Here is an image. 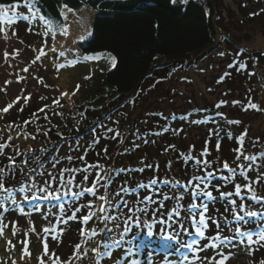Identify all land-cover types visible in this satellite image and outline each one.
Returning a JSON list of instances; mask_svg holds the SVG:
<instances>
[{
	"label": "snow or ice",
	"instance_id": "6c2138e0",
	"mask_svg": "<svg viewBox=\"0 0 264 264\" xmlns=\"http://www.w3.org/2000/svg\"><path fill=\"white\" fill-rule=\"evenodd\" d=\"M40 2L41 0H23L24 6L31 13V20L38 19L42 23L43 35L48 36L51 33L55 38V33L52 31L53 21L41 14L38 7ZM172 2L176 3V0ZM180 2L188 3V0H180ZM19 6L10 4L5 7L0 4V17H8L9 12H15ZM22 19L29 21L28 31L31 33L33 28L29 16H23ZM6 23L11 25L14 21L8 19ZM0 34H4L5 39L8 38L6 29L2 26H0ZM12 35L15 36L16 33L13 32ZM40 51L43 53V48ZM8 55L5 53L6 59ZM40 58V55H37L33 63L39 61ZM85 59L88 58L85 57ZM112 65L115 66L114 57ZM244 67L245 65L241 64V68ZM23 71L27 72L28 68H24ZM88 78L85 77V79ZM79 88L80 85H77L71 95L74 96ZM62 95L67 96L68 94L62 93ZM28 100L30 97H24L25 103ZM19 101L18 97L17 103ZM233 103L237 104L239 101ZM61 106L60 99L55 98L51 106L46 105L33 112L30 119L19 124L11 122L6 124L4 129H0V133L4 130H8L9 133L7 138L0 135V157L7 160V164L0 166V238L4 236L9 226H11L13 237L20 231L18 221L5 222V216L9 211L18 212L29 218L30 227L25 231V239L20 241L24 246L21 261L25 257L31 258V253L28 251V235L36 232L31 220L33 213H39L45 220L53 217L58 225L65 226L59 231L56 225L42 229L43 236L50 240L42 241L43 252L38 257V264H45L43 257H48L51 264H61L60 257L55 251L49 254V243H59L63 232L68 229V221L78 219L77 213L80 214L79 220L83 225L87 226L91 221L95 226L82 227L79 230L82 242L75 245L72 255L64 264H74L84 259L88 251L81 252V248L85 247L89 241L96 242V246L90 249L94 264H105V261L112 259L114 251L119 250H122L123 255L118 257L114 264H154L150 252L160 254L161 258L166 261L170 255H175L181 264H197V262L198 264H226L230 256L218 249L230 250L234 246V241L236 244L246 245L249 255L256 250L254 246L264 247V171H256L259 167L256 165L259 157L244 152L246 130L236 138L240 147L233 149L236 152L235 160L239 162L235 167H231L228 162L224 161L213 169V164H218L219 157L209 161L206 158L193 156L191 151L181 154L184 164L193 162L190 178L186 182L176 177L167 178V172L164 173L166 178L159 179L155 176L159 166L151 163L145 164L143 161L139 168L114 169L98 161L90 163L85 159L87 150L78 156L54 154L45 160L38 152H48L47 147L36 150L29 146L21 150L18 144L12 143L14 139L21 137L24 140H36L39 135L48 138L49 133L57 126L51 124L46 109ZM12 107L13 104L10 103L0 109V118H3V115L7 114ZM248 108L259 111L258 105L250 98L244 110L247 111ZM20 111H23V107ZM39 113H44L42 118L46 124L36 126L34 134L29 133L27 127L41 119ZM52 114L61 117L63 115L60 112ZM229 123L239 124L240 121H229ZM41 128L44 129L43 132ZM12 130L16 131V137L11 135ZM164 130L168 131L167 128ZM108 131L112 132L113 129L109 128ZM172 131L175 134L177 130L172 129ZM56 134L61 141L68 140L62 133L57 132ZM119 135L120 133H115L112 139H116ZM98 143L99 140L93 138L89 148ZM144 143L148 141L145 140ZM75 145L76 147L73 148L72 144H69L70 151H77L81 147L80 137L75 138ZM169 147L175 151L174 145ZM54 148L55 153L60 152L59 143L55 144ZM6 149L9 152H6ZM216 149L219 151V144L216 145ZM102 151L104 156L101 158L107 160L109 158L107 147H104ZM167 151L166 148L165 152ZM95 154L100 157L99 152ZM209 155L211 152L207 147L199 154L200 157ZM166 167L171 169V162ZM145 169H153L154 173L153 176L148 177L147 182L138 180L134 186H128L129 181L125 177L118 187L112 188L113 183L116 182V176L120 173H144ZM249 172H253L255 178L250 179ZM217 173L221 174L217 175ZM185 175L188 176L189 173L185 172ZM17 176L21 179L17 180ZM237 178H240L241 182H236ZM9 180L15 183L8 184ZM215 181L219 183H214ZM257 182L262 187L259 192L256 187ZM229 184L233 185L234 191L221 190ZM158 185L163 187H158ZM154 197L160 198L155 199ZM235 197H239V200ZM220 200L224 202V211L231 216V219L224 217V227L232 233L231 236L223 235L224 229L221 223L215 216L208 214L210 207H214ZM25 203L31 206L29 211L24 210L23 204ZM253 208L256 210H252ZM54 209L59 214L53 211ZM69 211L70 214H68ZM65 215H67V220H65ZM209 221L215 225L216 234L214 235L211 234ZM49 223L51 224V221ZM36 235L40 239L41 234L36 233ZM97 237L99 240H96ZM208 249H212L215 254L211 257L199 255ZM14 250L15 245L7 241L6 251ZM2 264H7V260H4ZM12 264H17V261L12 259ZM167 264H170V261ZM259 264H264V259H261Z\"/></svg>",
	"mask_w": 264,
	"mask_h": 264
},
{
	"label": "trees",
	"instance_id": "16d2710c",
	"mask_svg": "<svg viewBox=\"0 0 264 264\" xmlns=\"http://www.w3.org/2000/svg\"><path fill=\"white\" fill-rule=\"evenodd\" d=\"M20 2H23V0H0V4L4 6ZM220 4V1L214 2L213 0H188V3H181L180 0H176V3H173L172 0H41L38 4L41 12L51 19L60 21L62 20V8L65 5L74 10H80L84 6L95 10L97 17L92 27L93 35L83 43L82 50L87 54L96 56L107 55L110 57V61L107 60L105 66H103L104 71L94 83L95 85L93 87L89 86L87 90H83L80 93V97L74 102V108H66L62 105L61 107L46 109L51 124L57 127L52 129L48 138L39 135L36 141L38 142L37 144L41 143L42 145L35 146L33 149L39 150L41 147H47L49 149L48 152H38L45 160L54 154L59 156H64L65 154L78 156L87 150L85 159L90 163L98 161L105 164L106 167L111 166L114 169H119L113 162L101 158L104 155L100 151L99 143L89 148L93 138H96L97 130L105 123L106 116L113 110L118 109L123 100L128 98L126 102L129 103L132 102V99L129 100L131 96H138V93H145L149 89L160 88L159 85L163 86V82L174 71H190L196 59H200L212 52L216 45H220L222 42L226 43V48L230 54V65L227 72L228 81L226 83L230 87L236 82H243L247 86L249 85L250 88H244L245 92L248 98L255 102V91L252 89L254 85L250 84L254 80L255 72L250 67L258 63L260 65L264 63V53L242 47L228 36H224L225 39L223 40L220 38V26L222 24L221 20H219V15L223 10L219 7ZM255 22L264 27V8L259 12ZM113 57L115 58V66L112 65ZM241 64H244L245 67L241 68ZM169 88L165 92L160 89V93L164 92L162 94L164 96L170 95L172 90ZM202 105L198 112L199 119L192 123L188 118L177 119L171 116L169 119H160L152 116L150 124L144 125L139 130H136L138 125L133 127L132 124L126 123L124 125L125 136L121 137V139L120 136H117L115 140L119 147L130 149L129 156L130 159H133L131 162H133L134 168L141 167L140 160L142 161L145 158V154H149L151 151L154 152L158 147H161L163 149L162 161L171 162L173 169V172L168 173L167 178L176 177L186 182L190 178L192 171L190 167H192L193 162L184 164L181 154L191 151L195 157L213 159L214 154L217 153L216 145L219 144V156H225L226 154L227 157L226 159L224 157V160L231 167H235L239 162L235 160L236 152L233 149L240 147L236 142V138L246 130L244 152L245 154L259 157L256 161V165L259 166L256 171H264V156H262L264 154V139L261 134L258 137L250 132L248 124L244 121V119H249L250 116L249 114L247 115V111L241 113L243 118L234 120L240 121L239 124H230L229 122H220V118L223 115L220 117L216 116V111H214L216 102L204 101ZM45 106L42 102L36 101L31 106V109L23 108L22 112L19 110L12 117H9L11 115L5 117L1 125L4 127L11 122L22 123L30 119L33 112ZM188 107H191V109L183 117L194 116L195 104L192 105L190 103ZM254 111L257 112V110ZM53 112H60L63 115L62 117L56 116L52 114ZM39 115L41 119L27 127L29 133L34 134L36 126L46 124V121L42 118L44 113H39ZM202 124H204L206 129L201 126ZM192 126L198 130L197 134H202L200 139L203 142H200V139V141H197V135L192 136L193 138L189 140L187 139L189 136L185 129L190 130ZM166 128L168 131L164 130ZM0 129L2 128L0 127ZM172 129L177 130L175 134ZM43 130L41 128V132ZM206 130L214 131L212 138L207 137ZM5 131L8 130H4L0 135L7 138V132ZM57 132L62 133L68 140L66 142L61 141L56 134ZM76 137L82 138V141L87 145L84 146L83 143V152H81L82 149L81 151L80 149L77 151H70L69 149V144H72L73 148L76 147ZM137 137L141 138L142 142H138L136 140ZM145 140L148 143H144ZM12 143L15 144L14 141ZM57 143L60 144L59 153H55L54 145ZM170 145L175 146V151L169 147ZM205 147L209 149L211 155L200 157L199 154ZM166 148L168 149L167 152H165ZM61 149H63V152H61ZM6 152H9V150L6 149ZM96 152L100 153V157L96 156ZM137 152L140 160L135 156ZM157 158L160 159V157ZM159 159L157 160L159 161L160 170L162 168L161 160ZM4 164H7V160L0 157V166ZM159 170L155 172V176H158L159 179L166 178L164 175L165 171L159 172ZM185 172H188L189 175L186 176ZM174 173L175 175H173ZM124 174L120 173L116 176V182L113 183L112 188L118 187L123 182L126 176ZM153 175V171L142 173L144 182H147L148 177ZM249 177L253 179L255 174L249 172ZM127 178L129 181L128 186H134L135 182L138 181L133 179L131 175H127ZM19 179L21 177L17 176V180ZM236 181L241 182L240 178H237ZM11 183H15V181L9 180L8 184ZM214 183L219 182L215 181ZM158 187L163 186L158 185ZM256 187L258 192L262 190L259 182H257ZM221 190L234 191V187L229 184ZM154 198L159 199L160 197ZM235 199L239 200V197H235ZM27 207L30 210L31 206L27 204ZM252 210H256V208ZM68 214H70V211ZM208 214L215 216L219 222H221L220 216L231 219L229 213L224 211V202L222 200L218 201L214 207H210ZM79 216L80 214L77 213L78 219L76 221H68L69 228L62 234L67 235L72 242L76 243L78 240L79 242L82 241L79 230L82 227H87L80 222ZM43 220L45 219L43 218ZM65 220H67V215H65ZM209 224L211 234H216L215 225H212L211 221H209ZM55 225L58 231L65 227L64 225ZM221 227L224 229L223 235L228 236L227 230L223 225ZM255 248L254 255L245 264H259V261L264 259V247L256 246ZM114 252L117 254L116 259L123 255L122 250ZM55 253L60 257L62 264L61 255L57 252ZM214 254L212 249L199 253L203 257H211ZM150 255H154V253ZM155 255L160 260L161 255ZM6 258L9 259L8 257ZM168 259H170V262L178 261L175 255H170ZM47 260L48 263L46 262ZM141 260H143V257H141ZM44 262L45 264H51L47 257ZM178 263L181 262L178 261Z\"/></svg>",
	"mask_w": 264,
	"mask_h": 264
},
{
	"label": "rangeland",
	"instance_id": "374dc122",
	"mask_svg": "<svg viewBox=\"0 0 264 264\" xmlns=\"http://www.w3.org/2000/svg\"><path fill=\"white\" fill-rule=\"evenodd\" d=\"M213 1H220L219 7L223 9L219 15V20H221L222 24L220 26V38L223 40L225 39L224 36H228L242 47L248 48L251 51L264 53V27L255 22L259 12L264 8V0ZM15 4L20 5L15 12L10 11L8 17H0V21H4V23H0V26L6 29L8 37L5 39L4 34H0V109H3L10 103L13 104L9 112L4 114L3 118H0V127L2 129L4 127L1 123L5 117L9 115H11L9 117H12L21 107L31 109V106L36 101L42 102L43 105L51 106L53 100L59 98L61 105L66 108H74V102L80 97V93L83 90H87L89 86L93 87L95 85L94 83H96L100 74L104 71L103 66H105L107 60L110 61V57L107 55L96 56L87 54L82 50L83 43L93 35L92 27L97 17L95 10L84 6L80 10L71 9V11H68L70 8L64 6L62 8V20L52 19V31L55 33V38H53L51 33L48 36L43 35L44 29L42 23L38 19L31 20V13L24 6L23 2ZM41 14L44 15L42 12ZM23 16H29L31 20V27L33 28L31 33L28 31L30 26L29 21L23 20ZM8 19L13 20L14 23L8 25L6 23ZM13 32L16 33L15 36L12 35ZM41 48H43V53L40 51ZM5 53L9 54L7 59L5 58ZM222 53L223 55H221ZM37 55H40L41 58L39 61L33 63ZM229 55L226 43L217 44L212 52H209L200 59H196L190 71L176 70L169 74L170 76L163 82V86L159 85L160 88L149 89L150 91L148 90L145 93H138V96H131L129 100L132 99V102L129 103L126 102L128 98L123 100L118 109L113 110L106 116L105 123L96 132V139L99 140L101 153L104 155L102 149L107 147L108 161L113 162L119 169L134 168L133 162H131L133 159H130L129 156L130 149L125 151V149L118 146L116 140L112 139L115 133H120L121 139V137L125 136L124 125L126 123L132 124L133 127L138 125L135 128L139 130L144 125L150 124L152 116L160 119H169L171 116H174L177 119H181L191 109V107H188L190 103L192 105L195 104V109L193 110L194 116L184 118L191 120V123L199 119L198 112L203 106L204 101L216 102V108H214L216 116L220 117L223 115L220 118V122H229L243 118L241 113L245 111L244 109L248 105L249 100L245 89L250 87L243 82H236L231 87L226 83L228 81L227 72L230 65ZM242 56L244 57V55ZM85 57L88 59H85ZM24 68H28V71L24 72ZM250 69L255 72L253 76L254 80L250 84L254 85L252 86L253 91H255L254 103L258 105L259 111L255 112L253 109L248 108L247 115L249 114L250 116L249 119H244V121L248 124L250 132L253 135L260 137L261 134L264 139V63L253 65ZM85 77L89 78L85 79ZM77 85H80L79 91L73 96L71 94L76 90ZM167 86L170 87L169 89L172 92L170 95L164 96L162 94L168 89ZM160 89L164 90V92L160 93ZM62 93H67L68 95L64 96ZM18 97L20 101L17 103ZM24 97H30V100L25 103ZM234 101H239V103L234 104ZM201 126L205 127L204 124ZM109 128L113 129V131L109 132ZM5 132H7L8 136V131ZM185 132L189 136L187 137L188 140L197 135V141L201 140L200 142H203L200 139L202 134H197L198 130L193 126L190 130L185 129ZM205 132L208 138L213 137L214 131L206 130ZM11 135L16 137L17 133L12 130ZM82 140L80 138L81 147L79 149L80 151L82 149L81 152H83L84 146H87ZM136 140L142 142L141 138L137 137ZM13 141L19 145L20 149L42 145L41 143L37 144L36 140H24L22 137ZM219 151L214 154L213 159H209V161H212L219 157V162L218 164H213V169L222 164L225 161L224 157L225 159L227 157L226 154L225 156H219ZM61 152H63V149H61ZM162 152L163 149L158 147L154 152L151 151L149 154L144 153L145 158L142 160L143 163L159 166V161L157 160L159 158L157 157H160L162 169L159 170L158 168L159 172H173L172 167L171 169L166 167L167 161H162ZM135 156L140 160L138 152L135 153ZM145 171H153V169H145ZM156 174L161 175L160 173ZM220 174L217 173V175ZM124 175H126L125 177L131 175L133 179L144 182L142 173H125ZM23 208L25 211H29L26 203L23 204ZM57 214H59L58 211ZM219 218L221 225L224 227V217L220 216ZM28 219V217L20 215L15 211H9L6 214L5 222L18 221L20 231L13 237L11 226H9L5 230L4 236L0 238V264L4 260H7V264H12V259H15L17 264H38V257L43 252L42 241L44 239L50 240V238L43 236L42 229L51 227L53 224H57V222L53 217L43 220V217L39 213L32 214L31 220L36 232L29 233L28 235V251L31 253V258L25 257L21 261L20 258L24 246L20 241L25 239V231L30 227ZM49 221H51V224ZM94 226V223L90 222L87 228ZM224 228L227 230L228 236H231L232 233L226 227ZM36 233L41 234L40 239H38ZM96 240H99V237ZM7 241H11L15 245L14 251H6ZM81 242L79 240L77 243L72 242L64 234L61 236L58 244L49 243V254L53 251L57 252L61 255L62 264H64L66 259L72 255L75 245ZM233 244L234 246L230 250L219 249V251H223L226 255L230 256L226 264H245L255 253L253 252L252 255H249L244 244H236L235 241ZM95 246V241H89L85 247L81 248V252L88 251V255L84 259L74 262V264H94V257L90 249ZM116 256L117 254L114 252L112 259L105 261V264H114ZM152 256L154 263L167 264L170 261L168 258L167 261L163 258L159 260L155 254ZM6 257H11V259H7ZM43 259L45 261L46 257H43ZM46 262L48 263V260ZM170 264L181 263H178L176 260L175 262H170Z\"/></svg>",
	"mask_w": 264,
	"mask_h": 264
}]
</instances>
